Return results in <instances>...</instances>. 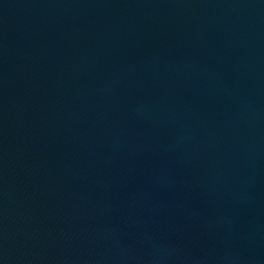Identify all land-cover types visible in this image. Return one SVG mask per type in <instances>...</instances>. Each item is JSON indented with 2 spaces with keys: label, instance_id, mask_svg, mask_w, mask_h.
I'll use <instances>...</instances> for the list:
<instances>
[{
  "label": "water",
  "instance_id": "95a60500",
  "mask_svg": "<svg viewBox=\"0 0 264 264\" xmlns=\"http://www.w3.org/2000/svg\"><path fill=\"white\" fill-rule=\"evenodd\" d=\"M0 264H264V0H0Z\"/></svg>",
  "mask_w": 264,
  "mask_h": 264
}]
</instances>
